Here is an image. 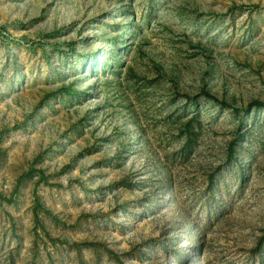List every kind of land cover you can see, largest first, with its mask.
I'll return each instance as SVG.
<instances>
[{"label": "rangeland", "instance_id": "obj_1", "mask_svg": "<svg viewBox=\"0 0 264 264\" xmlns=\"http://www.w3.org/2000/svg\"><path fill=\"white\" fill-rule=\"evenodd\" d=\"M0 264H264V0H0Z\"/></svg>", "mask_w": 264, "mask_h": 264}]
</instances>
